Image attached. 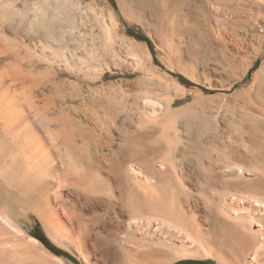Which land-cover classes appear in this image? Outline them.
<instances>
[{
    "label": "bare ground",
    "instance_id": "1",
    "mask_svg": "<svg viewBox=\"0 0 264 264\" xmlns=\"http://www.w3.org/2000/svg\"><path fill=\"white\" fill-rule=\"evenodd\" d=\"M54 1L59 15L65 6L82 17L60 28L52 44L38 42L52 56L41 74L35 63L23 66V44L7 38L23 23L14 16L17 2L0 0V264H264V170L237 175L241 167L231 157L252 137L236 128L232 134L226 117L237 113L264 126V24L255 47L237 45L252 54L238 81L261 61L251 84L233 94L236 100L215 97V114L185 117L174 107L189 91L178 92L152 68L147 48L118 35L113 11L105 18L93 0L85 7L102 31V54L93 30H82L89 20L84 7ZM133 1L117 0L121 17L134 6L150 14L170 74L208 91L233 87L209 76L240 68L225 48L230 37L188 35L180 17L186 0ZM257 10L264 22V6ZM134 73V85L106 82ZM242 180L252 194L229 192ZM35 223L46 240L24 229Z\"/></svg>",
    "mask_w": 264,
    "mask_h": 264
},
{
    "label": "rangeland",
    "instance_id": "2",
    "mask_svg": "<svg viewBox=\"0 0 264 264\" xmlns=\"http://www.w3.org/2000/svg\"><path fill=\"white\" fill-rule=\"evenodd\" d=\"M15 1L17 2L15 5L16 8L18 9V12L15 13L14 16L16 18L17 16H22L23 20L21 18L20 19L22 20L21 22L23 23L19 28L18 35H15L11 33V31H8L6 32L7 38L8 40H18L23 44L20 53V59L23 66H31L32 63H35L34 66L38 68L39 72L41 74H45L47 71L49 72L50 69L49 65H51L50 59L52 56L50 55L51 54L50 51L47 50L45 51L44 49L42 50L41 45L38 42L52 44L53 40L57 39L60 28L66 29L64 27L67 25L69 20L72 21L73 23L76 22L77 24H80L82 16L79 13L75 14L76 12L73 11L72 13L73 18H72L71 13H68L69 8L65 6H62L63 10L60 9L61 15H59V13L55 12V7L57 9L58 4H56L57 2L54 0H15ZM68 1L78 2L80 3V5H82V7H84V9L86 5L88 6V4L90 3V0H68ZM93 1L95 3H93L91 7L95 8L96 10H99V12H101L105 18L108 17V13L113 11L112 14H114V16L118 18V24L120 26L118 27L119 36L121 35L125 36L128 39L135 41L137 44H140L149 50L151 56L153 57L152 68L155 71H158L160 74L166 75L168 78L175 81L176 84L178 85V92L182 93V90L183 92L184 90L186 92L189 91V93L187 92L188 94L185 97L186 99L184 101H181L180 103H178V105L174 107L175 109L179 110L180 115H183L185 117H189L192 114L199 115L198 111L199 113L201 111L200 116H204V117L206 116L208 117L210 114H215L216 107H218L216 105L215 100L217 99L215 97L219 98L220 95H224L226 97L225 99H227L226 100L227 102H230L232 99L236 100L233 94L237 91H240L248 87L252 82L253 73L260 67L261 61L258 60L255 62L253 67L248 71V73L242 78L241 81L240 80L238 81L236 79V77H238L239 74L241 73V70L245 67V64L251 61V55H252L250 50H249L250 53L248 52V54L246 53L243 54L238 52L237 45L243 46V44L250 43L252 46L254 47L256 46L255 42H253L254 37L262 34L263 31L262 26L264 24V22L260 21V19L258 20V14L260 12L257 10V6L262 5L263 7L264 0H231L229 1L230 3H228L229 7L228 6L225 7V5H221L219 3H217L218 4L217 5L216 3L212 2L214 0L184 1V6L181 11L180 17L183 19V22L187 26L186 28L188 35L196 36L197 33L202 32L204 34H209V35L211 34V36H213L216 39L218 37L222 39V37L224 38V36L230 37V42L229 41L226 42L227 44L225 45L227 47L225 48H227L226 50L229 54L231 55L233 54L232 56L237 57L238 59L237 63L240 64V68H238L235 73L233 71H229L227 72V74L225 73L216 74L215 76L211 72L209 74L211 79H215V78L218 79L220 77L219 81L222 84L234 83L233 87L230 90H224V91H218V90L208 91L205 85H202L201 83L196 84L194 81H192L190 78L186 76H179V73H173V74L169 73L170 70L162 60L164 59V55L162 53L163 52L162 48L160 47V40L156 36L152 26H150L154 24V20L151 18V16H149L150 14L146 10L139 9L138 7L134 6L132 9L133 11L132 14L124 19L123 17H121L119 13L117 0H93ZM129 1L132 3L133 0H129ZM84 11H87V14L89 15L88 16L89 20L85 21L86 24L84 29L82 28V30L86 31L87 33H89L91 29L93 30L94 32L93 37L95 35V37L93 38L96 44L95 47H97V49L103 54V52H106V47L104 46V44H102L104 43L103 34L99 27V23L95 21L94 14L89 8H86ZM103 12L105 14H103ZM64 13L66 14L65 15L66 17L63 16ZM67 14H69L70 16ZM56 15L59 19L56 17ZM261 15H263V13H261ZM142 21L144 24L142 23ZM224 21L226 22L227 25L223 24L225 23ZM206 23H208V25ZM196 28L197 30L199 29L197 32L195 31ZM85 37L88 40H90L89 38H91L89 36H85ZM214 46L217 48L218 47L217 43H215L213 47ZM120 51H121L120 52L121 56H125L124 53L125 50L121 49ZM160 52L162 53V55ZM5 62L11 63V60L8 59ZM210 68H214L213 65H210ZM200 71L202 72V70H198L199 73ZM62 79H65L72 83H78V81L75 80L73 76L70 78L69 76L64 75ZM138 80H139V75L134 73V75L116 77L113 80L110 81L107 80L106 82L108 83L113 81L115 82L125 81L134 85L138 82ZM191 91L192 92L194 91V93H192ZM186 92L184 93L186 94ZM44 93L48 95L46 91H44ZM195 96L198 98L199 97L202 98L203 101L199 98L198 102H196L197 98ZM208 99L210 100L207 101ZM205 101L207 104L205 103ZM202 102H204L205 104H203ZM201 106L203 107L201 108ZM210 109L212 110V112L214 109L215 111L212 113ZM230 113L229 112L226 113L227 115L229 114V116L226 115V117L232 118L229 119V121L231 122L230 126L232 125V127L230 128L232 134H234L235 128L237 132L238 130L242 129V131L244 130L246 134L248 132L247 135H250V137H252L253 140L247 142L246 144L247 148L246 147L242 149L240 148L239 152L231 157V159L233 160L232 161L233 164L238 165V168L241 167L244 170L242 171V169L240 168V170L237 171L238 172L237 175L240 177L246 172V170L247 171L264 170V143L261 142L260 139L258 140L256 139V135L258 134L259 137H261L260 136L261 132L260 131L256 132V131L262 130V132L264 133V126L262 127L258 126L252 123V121H249L247 119L243 120L241 117L239 118L237 113L236 114L234 113L232 115ZM236 123L238 124V129ZM251 124L255 127H252ZM212 125H214V123H212ZM248 178L255 180V178L254 177L252 178V176H248ZM246 183H243L242 180V182H240L239 185L229 187L231 188L229 189V192L231 193L234 192L239 196H243V194L245 195L247 192L249 194H252L251 189ZM35 224L36 225L34 224L26 225L24 226V229H26L28 232H31L34 236L36 235L40 237L41 235L40 238L46 240L47 237L45 233L42 231L40 224L39 223H35ZM183 264H217V263L214 261H203V262L191 261Z\"/></svg>",
    "mask_w": 264,
    "mask_h": 264
}]
</instances>
